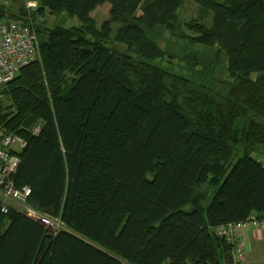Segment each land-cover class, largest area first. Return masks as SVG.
<instances>
[{
	"label": "trees",
	"instance_id": "1",
	"mask_svg": "<svg viewBox=\"0 0 264 264\" xmlns=\"http://www.w3.org/2000/svg\"><path fill=\"white\" fill-rule=\"evenodd\" d=\"M30 2L0 17L40 46L0 85V133L27 144L25 206L62 228L0 202V264H231L216 230L264 220V0Z\"/></svg>",
	"mask_w": 264,
	"mask_h": 264
},
{
	"label": "built area",
	"instance_id": "2",
	"mask_svg": "<svg viewBox=\"0 0 264 264\" xmlns=\"http://www.w3.org/2000/svg\"><path fill=\"white\" fill-rule=\"evenodd\" d=\"M36 7L37 3L30 2L27 4L28 10ZM39 59L40 46L34 29L18 22L0 19V85L11 82L23 68ZM0 135V202L2 212L7 214L11 208L9 203H15L31 218L39 220L55 232L59 231L62 225L58 219L41 216L33 209L25 206V202L31 195V189L29 187L18 189L15 184V175L21 164L18 153L26 147V142L17 136H3L1 133ZM258 161L264 165V158H259ZM263 225L264 220L253 218L240 223L228 224L216 230L220 237L232 245L233 264H241L246 257L245 242L241 234L258 230Z\"/></svg>",
	"mask_w": 264,
	"mask_h": 264
},
{
	"label": "rangeland",
	"instance_id": "3",
	"mask_svg": "<svg viewBox=\"0 0 264 264\" xmlns=\"http://www.w3.org/2000/svg\"><path fill=\"white\" fill-rule=\"evenodd\" d=\"M21 5H22L21 0H0V7H2L5 10H9L11 12H16L17 8L21 7ZM23 8L25 9V11L28 10L26 7H23ZM110 8H111V6L109 4H105L103 6L98 7L92 13V17L97 22L99 27H101L105 22H107L109 20ZM196 14H197V5L187 3L185 8L181 12V17L183 18V20L188 21L189 19L195 17ZM60 18L61 19H59V20L63 19V17H60ZM3 20H7V19L3 18ZM60 24H61V26L66 27V28L76 27V26L80 25L79 21L77 19L62 20ZM117 28H118L117 25L113 26L114 32L117 30ZM5 104H7V103H5ZM0 137H1V135H0ZM9 205L12 208L16 207L19 210H21V207L17 206L15 203L10 202ZM185 210L190 211L191 208L187 207ZM246 262H247V259L245 257V260L241 264H245ZM231 263L233 264V261H231ZM253 264H264V251H262L261 258L260 259L256 258L253 261Z\"/></svg>",
	"mask_w": 264,
	"mask_h": 264
},
{
	"label": "crops",
	"instance_id": "4",
	"mask_svg": "<svg viewBox=\"0 0 264 264\" xmlns=\"http://www.w3.org/2000/svg\"><path fill=\"white\" fill-rule=\"evenodd\" d=\"M22 18L23 20L20 22H24L25 18L24 17ZM241 237L245 242V248H246L247 262L245 264H253V261L256 258L258 259L261 258L262 251H264V225L261 226L258 230H252L244 234H241Z\"/></svg>",
	"mask_w": 264,
	"mask_h": 264
},
{
	"label": "water",
	"instance_id": "5",
	"mask_svg": "<svg viewBox=\"0 0 264 264\" xmlns=\"http://www.w3.org/2000/svg\"><path fill=\"white\" fill-rule=\"evenodd\" d=\"M23 12H24V10H23ZM24 13H25V12H24ZM2 15H3V8L0 7V17H2ZM5 18H6L7 20H13V21H18V22H20V21L23 20L22 17H20V16H14V15H12V14L6 15ZM82 53H87V50H82Z\"/></svg>",
	"mask_w": 264,
	"mask_h": 264
},
{
	"label": "flooded vegetation",
	"instance_id": "6",
	"mask_svg": "<svg viewBox=\"0 0 264 264\" xmlns=\"http://www.w3.org/2000/svg\"><path fill=\"white\" fill-rule=\"evenodd\" d=\"M23 6L21 5V7H18L17 8V11L16 12H11V11H9V10H5V9H3V15H2V17H6V15H9V14H12V15H14V16H22L23 14Z\"/></svg>",
	"mask_w": 264,
	"mask_h": 264
}]
</instances>
